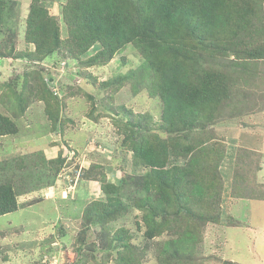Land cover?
<instances>
[{"label":"trees","instance_id":"16d2710c","mask_svg":"<svg viewBox=\"0 0 264 264\" xmlns=\"http://www.w3.org/2000/svg\"><path fill=\"white\" fill-rule=\"evenodd\" d=\"M46 1L31 0L26 18L25 39L34 44L35 52L14 54L12 35L0 42V58H45L65 50L78 61L100 45L88 66H104L132 45L144 61L140 79H149L152 97H158L162 104L159 120L149 113H131L127 122L113 118L123 137V147L132 153L133 165L146 168L147 172L141 176L128 174L121 185L108 182L105 177L100 179L106 200L92 202L83 216L86 232L98 230L91 245L93 254L90 258L78 253L76 264L96 261L97 250L106 252L100 258L103 263L141 264L137 253H144L149 246L136 250L127 230L111 226L128 212L122 198L124 189L138 195L130 198L134 207L141 210L138 229L144 227L146 241L171 235L158 245L160 264H198L193 255L197 257L204 241L202 232L210 222L208 214L222 207L223 184L218 169L225 144L215 142L209 127L220 117L224 104L237 107L232 99L237 93L235 88L242 87L240 81H235L236 74L254 76L259 70L256 59H264V29L255 24L263 23L259 8L264 0H68L63 8L66 39H62L58 20ZM15 3L16 0H0V34L11 32ZM256 39L261 41L256 43ZM249 43L257 48L247 49ZM231 56L248 60H226L227 66L221 67L220 63ZM233 67L240 71L230 70ZM36 77L34 86L24 87L21 92L12 83L15 79L0 83L1 99L11 96L17 100L14 114L19 119L31 97H35L45 105L55 132L62 103L44 78L39 74ZM129 79L130 76L118 77L117 89H122ZM139 82H133L135 94L140 92ZM92 105L94 117L96 104ZM94 120L98 121V117ZM18 133L15 120L0 112V137ZM173 160L185 163H172ZM66 161L62 152L56 159L48 160L42 151L31 159L1 161L0 216L16 212L21 206L18 198L41 189L49 179L58 176ZM102 242L105 245L98 248L97 244ZM1 261L0 258V264Z\"/></svg>","mask_w":264,"mask_h":264},{"label":"rangeland","instance_id":"374dc122","mask_svg":"<svg viewBox=\"0 0 264 264\" xmlns=\"http://www.w3.org/2000/svg\"><path fill=\"white\" fill-rule=\"evenodd\" d=\"M67 1H46L58 20L62 39L68 37L63 20ZM30 4L31 0H16L12 15L14 26H10L12 34L9 31L0 34V42L13 35L14 54L35 52L34 44L25 39ZM259 10L263 23L255 24L264 29V2ZM254 48L257 47L252 43L247 46V49ZM100 49V45L94 46L78 61L65 50L45 58H0V83L15 79L12 83L21 92L24 87L32 88L39 74L62 103L61 118L53 132L43 103L31 97L25 113L18 119L14 114L18 109L17 100L11 96V99H1L0 89V112L15 120L19 127L17 135L0 137V162L31 159L40 151L48 160L56 159L60 152L67 157L58 176L49 179L39 192L20 196L21 206L16 212L0 216L1 264H76L82 251L80 256L91 258V245L98 230L92 233V228L86 232L83 216L92 202L106 200L100 179L105 177L108 182L121 185L124 176H141L147 172L146 168L133 165L132 153L123 147V137L114 126L113 118L127 122L132 118L131 113H149L154 120H159L162 104L158 97H152L149 79H140L144 61L135 47L126 46L104 66H88L89 59ZM2 52L8 54V51ZM62 58L70 60L68 69H61ZM226 60L248 59L231 56L220 63L221 67L227 66ZM256 61L259 63V70L254 73L257 78L236 74L235 81H240L242 87L235 88L237 93L232 99L237 107L224 104L220 117L209 127L215 142L225 144V155L218 169L223 184L222 207L208 214L210 222L202 232L204 241L197 257L193 255L198 264H264V59ZM230 70L240 71L235 67ZM120 76H130V79L118 90L116 79ZM132 79L134 84L135 80L140 81L137 94L133 91ZM93 103L98 121L91 117ZM172 163L183 165L185 162L173 160ZM130 196L138 197L133 190L124 189L122 198L128 212L111 226L127 230L136 250L149 246L144 253H137L141 264H160L158 245L171 235L146 241L144 227L138 229L141 210L134 207ZM104 245L105 242L97 244L98 248ZM104 253L97 250L96 261L85 264H115L101 262ZM3 257L8 259L3 261Z\"/></svg>","mask_w":264,"mask_h":264},{"label":"built area","instance_id":"2783aa9c","mask_svg":"<svg viewBox=\"0 0 264 264\" xmlns=\"http://www.w3.org/2000/svg\"><path fill=\"white\" fill-rule=\"evenodd\" d=\"M62 70H65L66 68L68 69L70 67V60H62ZM66 67V68H65Z\"/></svg>","mask_w":264,"mask_h":264},{"label":"clouds","instance_id":"9594fccd","mask_svg":"<svg viewBox=\"0 0 264 264\" xmlns=\"http://www.w3.org/2000/svg\"><path fill=\"white\" fill-rule=\"evenodd\" d=\"M63 60V59H62ZM40 190V189H39ZM37 191V190H36ZM34 192V191H33ZM31 193V192H30ZM27 194H29V193H27ZM23 195H25V194H23ZM22 196V195H21Z\"/></svg>","mask_w":264,"mask_h":264},{"label":"crops","instance_id":"0c3cea01","mask_svg":"<svg viewBox=\"0 0 264 264\" xmlns=\"http://www.w3.org/2000/svg\"><path fill=\"white\" fill-rule=\"evenodd\" d=\"M37 192H39V190H37Z\"/></svg>","mask_w":264,"mask_h":264}]
</instances>
